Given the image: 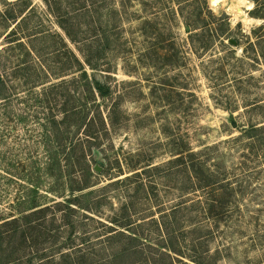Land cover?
Returning <instances> with one entry per match:
<instances>
[{
	"label": "rangeland",
	"instance_id": "obj_1",
	"mask_svg": "<svg viewBox=\"0 0 264 264\" xmlns=\"http://www.w3.org/2000/svg\"><path fill=\"white\" fill-rule=\"evenodd\" d=\"M212 1L0 0V264H264V0Z\"/></svg>",
	"mask_w": 264,
	"mask_h": 264
},
{
	"label": "bare ground",
	"instance_id": "obj_2",
	"mask_svg": "<svg viewBox=\"0 0 264 264\" xmlns=\"http://www.w3.org/2000/svg\"><path fill=\"white\" fill-rule=\"evenodd\" d=\"M235 17H240L246 26L251 25L252 19H250L239 7H234Z\"/></svg>",
	"mask_w": 264,
	"mask_h": 264
},
{
	"label": "trees",
	"instance_id": "obj_3",
	"mask_svg": "<svg viewBox=\"0 0 264 264\" xmlns=\"http://www.w3.org/2000/svg\"><path fill=\"white\" fill-rule=\"evenodd\" d=\"M224 1H226V0H224ZM241 1V3L242 2H245L246 0H240ZM210 2L212 3V4H215L212 0H210ZM101 90V94H103V92H102V89H100ZM36 210H40V209H36ZM36 210H34V211H32V212H35Z\"/></svg>",
	"mask_w": 264,
	"mask_h": 264
},
{
	"label": "water",
	"instance_id": "obj_4",
	"mask_svg": "<svg viewBox=\"0 0 264 264\" xmlns=\"http://www.w3.org/2000/svg\"><path fill=\"white\" fill-rule=\"evenodd\" d=\"M230 42L233 43V44L235 43V41H233V40H230Z\"/></svg>",
	"mask_w": 264,
	"mask_h": 264
}]
</instances>
